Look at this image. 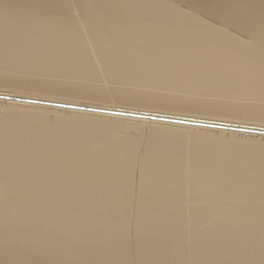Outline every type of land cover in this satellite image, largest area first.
<instances>
[{"label":"bare ground","instance_id":"1","mask_svg":"<svg viewBox=\"0 0 264 264\" xmlns=\"http://www.w3.org/2000/svg\"><path fill=\"white\" fill-rule=\"evenodd\" d=\"M0 88V264H264V0H0Z\"/></svg>","mask_w":264,"mask_h":264},{"label":"rangeland","instance_id":"2","mask_svg":"<svg viewBox=\"0 0 264 264\" xmlns=\"http://www.w3.org/2000/svg\"><path fill=\"white\" fill-rule=\"evenodd\" d=\"M2 89H4V90H7V88L5 89V88H0V91L2 90ZM10 92H12V94L14 93V94H16V95H30V96H38V95H40V96H38V97H42V98H60V99H62L60 96H57V95H52V96H55V97H52L51 95H47V94H45V93H34L33 91L31 92L30 90H16V89H8ZM17 91V92H16ZM27 91V92H26ZM31 93H33V94H31ZM44 95H46V96H44ZM44 96V97H43ZM47 96H49V97H47ZM74 101L76 100V102H80V103H82V102H84V100H80L79 98H76V99H73ZM110 104H112V105H118V103H116V104H113V103H110ZM0 105H3V102H1L0 101ZM124 105V104H123ZM125 106V105H124ZM129 106V107H128ZM133 107H135V108H139V109H143V110H152V111H157V112H159L161 109H158V108H152V107H142V108H140L139 106H134V105H132ZM131 105H127V106H125V107H127V108H133ZM162 111V110H161ZM171 112H173V111H171ZM178 113V112H177ZM186 112H181V114H185ZM186 114H188V113H186ZM193 113H189V115H192ZM193 115H195V114H193ZM197 115V114H196ZM244 121V120H243ZM149 128V126L147 125V126H145V128L144 129H148ZM237 138L239 137V136H236ZM243 137H241L240 139H242Z\"/></svg>","mask_w":264,"mask_h":264},{"label":"water","instance_id":"3","mask_svg":"<svg viewBox=\"0 0 264 264\" xmlns=\"http://www.w3.org/2000/svg\"><path fill=\"white\" fill-rule=\"evenodd\" d=\"M150 118H155V116L154 115H151V117ZM160 120H165V118L164 117H161L160 118ZM196 124H201V122H196ZM209 126H215V125H213L212 123L210 124H208ZM220 127H223V128H225L226 127V125H224V124H220Z\"/></svg>","mask_w":264,"mask_h":264}]
</instances>
